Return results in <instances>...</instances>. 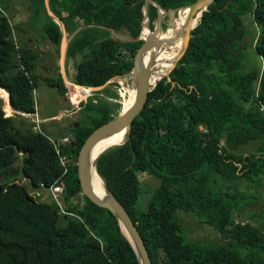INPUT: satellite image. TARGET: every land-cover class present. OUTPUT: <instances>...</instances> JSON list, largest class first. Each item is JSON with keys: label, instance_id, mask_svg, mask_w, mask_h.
<instances>
[{"label": "trees", "instance_id": "16d2710c", "mask_svg": "<svg viewBox=\"0 0 264 264\" xmlns=\"http://www.w3.org/2000/svg\"><path fill=\"white\" fill-rule=\"evenodd\" d=\"M39 1L43 40L59 53L62 33ZM156 1L170 10L197 0ZM48 3L71 35L65 59H81L76 86L99 88L130 74L142 45L132 40L142 31L144 0ZM149 16L154 28L153 5ZM248 19L260 28L255 47L264 64V0H215L192 31L185 56L150 93L124 143L94 164L135 222L153 264H264V207H258L264 199L258 191L264 188V71L245 66L241 41ZM172 25H164L163 35L177 31ZM40 60L31 49L18 50L13 25L0 13V90L19 115L38 113ZM44 82L59 86L62 96L67 92L62 78ZM118 89L112 83L82 104L87 123L71 131V143L59 146L60 156L47 135L18 130L0 99V264H138L114 217L81 193L77 179L85 141L122 110ZM60 158L72 161L67 174ZM146 179L155 183L147 185ZM59 183L65 214L52 199L39 202L31 192ZM179 211L207 223L226 243L184 240Z\"/></svg>", "mask_w": 264, "mask_h": 264}, {"label": "rangeland", "instance_id": "374dc122", "mask_svg": "<svg viewBox=\"0 0 264 264\" xmlns=\"http://www.w3.org/2000/svg\"><path fill=\"white\" fill-rule=\"evenodd\" d=\"M48 7L50 10L49 3ZM0 13H3L13 25L14 37L18 50L31 49L41 56L35 73L39 77V84L34 92V99L36 100L38 109L37 115L25 116L12 111L8 104L7 93L0 90V99L3 101L5 115L8 118L13 117L15 119L18 130L26 133L33 129L35 132L47 135L55 144L60 146L62 145V140L69 137L74 128L76 129V127H80L87 123L85 115L82 113L84 110L82 104L89 103L96 95H80L76 93L73 97L74 101H70L71 93L67 82L74 84L76 64H78L81 59H65L62 66L60 65V54L55 52L53 46L48 41L43 40L41 23L37 18L38 16H40L41 19L43 18L39 0H0ZM175 19H177V17L167 18V23L165 24L167 25V29L173 26L172 23ZM245 25L246 33L241 43L246 47V69H260L261 72H263L264 64L255 47L260 28L254 24L252 19H248ZM112 35L121 38V40H125V38L118 36L115 32H112ZM70 37L71 35H68V38ZM45 78L56 81L62 78L67 90L66 94L64 96L61 95L58 89L59 86H47L44 82ZM113 83L119 85L118 92L121 97V103L128 94L127 88L129 90L136 88L131 80V74L122 78H116ZM122 85H124V87H122ZM102 98L101 96L100 99L102 100ZM76 100L78 102H76ZM20 183L29 185L23 179ZM144 183L147 185L149 183L154 184L155 181L146 179ZM58 187L56 191H59ZM258 191L263 192L264 195V188H259ZM31 192L33 195L36 193L35 190ZM40 193L41 199H36L37 201H51L52 197L47 191L41 190ZM258 207H264V199L258 204ZM179 216L184 228V240L189 239V241L191 240L192 242H211L215 244L226 243L211 226L199 221L192 213L179 211Z\"/></svg>", "mask_w": 264, "mask_h": 264}, {"label": "water", "instance_id": "95a60500", "mask_svg": "<svg viewBox=\"0 0 264 264\" xmlns=\"http://www.w3.org/2000/svg\"><path fill=\"white\" fill-rule=\"evenodd\" d=\"M214 2L215 0H197L195 3L188 6L180 7L178 9L166 10L156 0H144V8L142 11V31L137 39L132 40L133 42L141 41L142 45L136 53L134 66L130 72L131 80L138 90V97L134 104L128 110L122 111L117 117L94 131L85 141L83 147L79 152V156L77 159V179L81 193L91 203L99 208L107 210L114 217L121 233L131 244L135 252L138 264H153L144 240L138 228L136 227L135 222L132 220V217L129 215L121 202H119L115 198V196L111 193V191L106 187L105 184V195L103 197H99L92 191V173L97 174L94 168V164L101 155L111 149V147H114L111 146L110 148L104 149L100 145L102 141L118 133L124 132L125 134H127L131 130L133 122L149 102L150 93L155 89L159 81H161L164 77H170L171 72L185 56L191 42L192 31L198 26L201 18L203 17V14L208 11V7ZM44 5L47 15L60 28V31L62 33V39L59 49L60 65L62 66L63 61L65 60L66 49L69 40H67V35L63 24L50 12L47 0H44ZM150 5H153L157 11V19L154 28H152L150 22ZM186 10H188L189 12L187 20L188 25H190L193 20H195V18L199 14H201L199 22L194 28H189L183 34V46L172 70L161 79H156L154 74V57L156 56V52L158 51L157 47H164L166 43H172L178 40L180 38V35L174 34L168 40L162 39L161 36L159 38L156 37L158 36L159 32H164L165 19L168 16L178 17L181 12H184ZM146 24L148 25V29L147 33L144 34ZM147 54H149V60H146ZM115 79L116 78L109 80L105 85L99 88L87 89L91 90L94 94L101 93L107 86L112 84ZM78 128L79 127H76V129ZM201 129L202 127H200V130ZM74 146L75 145L72 143V147Z\"/></svg>", "mask_w": 264, "mask_h": 264}, {"label": "bare ground", "instance_id": "6f19581e", "mask_svg": "<svg viewBox=\"0 0 264 264\" xmlns=\"http://www.w3.org/2000/svg\"><path fill=\"white\" fill-rule=\"evenodd\" d=\"M188 13H189L188 10L181 12L178 15L177 19H175L173 21L177 24V25H175V28L177 29V31H172V32H169L165 35H163L164 32H159L158 36L156 37V38H159L161 36L162 39L168 40L174 34H179L180 38H182L178 52H175L174 45L180 38L178 40L172 42V43H166L164 47H157L158 51L156 52V56L154 57V74H155L156 79H161L162 77L167 75L172 70V68L176 62V59H177L178 55L180 54L182 46H183V34L189 28H194L199 22L201 14H199L195 18V20H193V22L190 25H188V23H187ZM167 18L168 19L174 18V16H168ZM167 18L165 19V23L167 22ZM147 29H148V25L146 24L144 34L147 33ZM149 54L146 55V60H149V58H148ZM67 85L70 89V93L72 96L75 95L76 93H79L80 95L94 94L91 90H89L87 88H83V87H78L75 84H71L70 82H67ZM127 90H128V94L125 96V98L122 102L121 112L128 110L134 104V102L136 101V99L138 97V90L136 88L133 90L132 89L129 90L127 88ZM125 139H126V134L124 132H122V133H118V134H115L113 136H110L109 138L102 141V143L100 145L104 149H106V148H110L111 146H115L118 144L120 145V144L124 143ZM63 188H64V186H63ZM63 188L61 187V193L63 192ZM91 188H92V191L95 194H97L99 197H103L105 195L104 183L101 181V179L95 173H92Z\"/></svg>", "mask_w": 264, "mask_h": 264}, {"label": "built area", "instance_id": "2783aa9c", "mask_svg": "<svg viewBox=\"0 0 264 264\" xmlns=\"http://www.w3.org/2000/svg\"><path fill=\"white\" fill-rule=\"evenodd\" d=\"M122 87H124V85H122ZM40 123V122H39ZM52 141V140H51ZM54 143V141H52ZM71 143V139L70 137L65 138L64 140H62V145L66 146L69 145ZM56 150H57V154L60 156V150H59V145L55 144ZM72 161L70 159H66V158H60V164L63 168H65V174H67L68 169L67 166L69 163H71ZM59 186V187H58ZM63 186L62 184H56L50 188H45L43 185L40 186V188L36 189V193L35 195H33V198L36 199H41V190L47 191L49 193V195L52 197V200L58 205L59 207V211L61 214H65L64 208H63V204H62V200L60 199L61 197V187ZM58 187L59 191H56V188ZM240 222V221H237ZM236 222V223H237ZM244 224V223H243Z\"/></svg>", "mask_w": 264, "mask_h": 264}, {"label": "flooded vegetation", "instance_id": "af4514ba", "mask_svg": "<svg viewBox=\"0 0 264 264\" xmlns=\"http://www.w3.org/2000/svg\"><path fill=\"white\" fill-rule=\"evenodd\" d=\"M65 32H66V31H65ZM66 35H67V38H68V34H67V33H66ZM68 40H69V39H68ZM58 89H59V87H58ZM73 97H74V95H73V96L71 95V97H70V101H72V102L74 101ZM76 102H78V101L76 100Z\"/></svg>", "mask_w": 264, "mask_h": 264}]
</instances>
